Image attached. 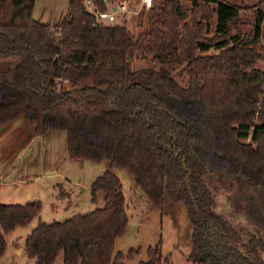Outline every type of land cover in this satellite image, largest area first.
<instances>
[{"label":"trees","instance_id":"1","mask_svg":"<svg viewBox=\"0 0 264 264\" xmlns=\"http://www.w3.org/2000/svg\"><path fill=\"white\" fill-rule=\"evenodd\" d=\"M35 2L0 0V129L25 116L37 135L65 130L71 158L107 160L109 169L91 185L104 205L40 220L27 255L37 264L61 253L65 264H127L115 251L129 222L115 170L126 169L162 212L169 202L185 207L189 261L264 264V8L243 32L233 2L155 0L134 35L127 20L95 23L85 0H68L54 23L33 16ZM135 59L150 64L136 68ZM224 190L242 224L216 211ZM41 209L40 200L0 203V259L6 235ZM161 245L139 264H161Z\"/></svg>","mask_w":264,"mask_h":264},{"label":"rangeland","instance_id":"2","mask_svg":"<svg viewBox=\"0 0 264 264\" xmlns=\"http://www.w3.org/2000/svg\"><path fill=\"white\" fill-rule=\"evenodd\" d=\"M123 1L131 8H138L141 0H111L117 7ZM157 1V0H156ZM190 6L189 0H182ZM240 10V28L249 32L256 20V8H264L259 0H227ZM117 2V3H116ZM68 0H36L33 16L44 22H56L67 12ZM123 18V17H121ZM127 24L137 35L145 21L143 11L126 14ZM118 22H122L118 18ZM264 31V23H263ZM264 51V38L260 43ZM217 51L213 49L211 52ZM150 62L135 59L136 68ZM258 67L264 70V59ZM109 169L107 160L94 161L71 158L65 130H49L37 135L35 126L23 116L0 129V203H26L40 200L41 212L30 223L19 226L7 234L8 252L2 259L6 264H37L36 258L27 253H16V245L25 247V239L40 220L51 222L65 220L76 214L92 211L105 203L104 194L97 202L92 200L93 180ZM121 178L127 200L129 222L126 231L117 239L115 251L125 253L127 264H139L148 259V248L161 242V264H196L188 260L192 248V226L185 207L169 202L163 212L140 191L134 189L133 178L126 169H116ZM216 211L225 213L237 223H243L240 214L232 207V197L226 190L217 194ZM16 243V244H15ZM131 249H140L134 258H128ZM55 264H65L61 253Z\"/></svg>","mask_w":264,"mask_h":264},{"label":"built area","instance_id":"3","mask_svg":"<svg viewBox=\"0 0 264 264\" xmlns=\"http://www.w3.org/2000/svg\"><path fill=\"white\" fill-rule=\"evenodd\" d=\"M109 5V9L107 10H97V6L95 4L94 0H85V3L89 7L90 11L95 14V23H107V24H113L118 22V18L121 20L124 19V16L126 17V14H138L140 11H143L144 9H149L153 7L155 0H141L140 6L138 8H131L129 5H127L123 1H117V7L114 9V6H111V0H104ZM123 17V18H121ZM61 81H63L65 84L69 82L67 78H61Z\"/></svg>","mask_w":264,"mask_h":264},{"label":"crops","instance_id":"4","mask_svg":"<svg viewBox=\"0 0 264 264\" xmlns=\"http://www.w3.org/2000/svg\"><path fill=\"white\" fill-rule=\"evenodd\" d=\"M132 185H133V183H132ZM125 193V192H124ZM6 239H7V235H6ZM8 243V242H7ZM16 244V243H15ZM8 248H9V246H7V251H6V253L3 255V257L0 259V264H6V262H4L2 259L6 256V254H7V252H8ZM16 253L17 254H19V255H24V253H26L25 252V247L23 246V247H21L20 245H18V243H17V245H16Z\"/></svg>","mask_w":264,"mask_h":264}]
</instances>
